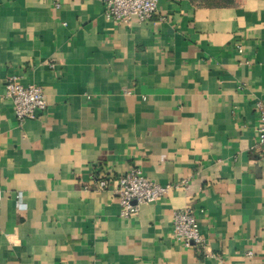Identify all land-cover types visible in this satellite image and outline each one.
Here are the masks:
<instances>
[{
	"label": "crops",
	"instance_id": "1",
	"mask_svg": "<svg viewBox=\"0 0 264 264\" xmlns=\"http://www.w3.org/2000/svg\"><path fill=\"white\" fill-rule=\"evenodd\" d=\"M104 12L0 0V264H264V0H160L142 24ZM11 77L46 96L22 124ZM133 168L179 188L125 219L97 173ZM185 208L202 245L174 238Z\"/></svg>",
	"mask_w": 264,
	"mask_h": 264
},
{
	"label": "built area",
	"instance_id": "2",
	"mask_svg": "<svg viewBox=\"0 0 264 264\" xmlns=\"http://www.w3.org/2000/svg\"><path fill=\"white\" fill-rule=\"evenodd\" d=\"M104 6V15L107 20L115 23H147L158 12L160 0H100ZM58 7V5H56ZM241 54L243 49L237 46ZM54 68V65H50ZM14 106L17 121L22 124L28 119L35 118L38 112L47 109L46 96L43 90L35 85L24 86L18 77H11L5 81V95ZM257 116L259 121L258 147L264 149V104H257ZM102 169V168H101ZM97 189L105 191L109 185L113 187L122 218L128 219L137 215L143 205H150L159 199L166 197L170 191L179 188L178 184L161 186L146 178L139 168H133L129 172L120 175H111L98 170ZM17 206L24 210L22 195H17ZM3 200L0 191V205ZM174 238L187 247L199 246L204 240L199 232V226L194 212L190 208L178 210L173 214ZM252 256L251 253L248 254Z\"/></svg>",
	"mask_w": 264,
	"mask_h": 264
},
{
	"label": "trees",
	"instance_id": "3",
	"mask_svg": "<svg viewBox=\"0 0 264 264\" xmlns=\"http://www.w3.org/2000/svg\"><path fill=\"white\" fill-rule=\"evenodd\" d=\"M227 1H230V0H223V2H227Z\"/></svg>",
	"mask_w": 264,
	"mask_h": 264
}]
</instances>
